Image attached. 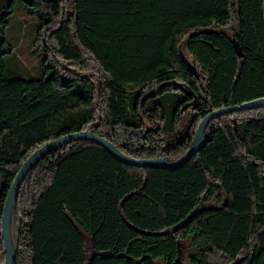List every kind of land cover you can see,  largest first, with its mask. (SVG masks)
<instances>
[{"label": "trees", "instance_id": "obj_1", "mask_svg": "<svg viewBox=\"0 0 264 264\" xmlns=\"http://www.w3.org/2000/svg\"><path fill=\"white\" fill-rule=\"evenodd\" d=\"M16 3L38 13L44 53L34 75L0 59V262L6 195L38 146L91 125L127 156L176 160L209 111L264 96L263 0H9L0 27ZM205 135L174 169L90 140L44 156L13 208L14 264H264V105L217 116Z\"/></svg>", "mask_w": 264, "mask_h": 264}, {"label": "water", "instance_id": "obj_2", "mask_svg": "<svg viewBox=\"0 0 264 264\" xmlns=\"http://www.w3.org/2000/svg\"><path fill=\"white\" fill-rule=\"evenodd\" d=\"M263 20H264V0H263ZM231 41L233 43L236 53L238 55H242L241 47H239V44L238 42L235 41V38H232ZM186 66L192 74L196 75V69L191 62L187 61ZM190 94L194 96L193 92H190ZM193 101L194 100H192V102ZM192 102H190V104ZM261 105H264V96L254 98L237 105L223 106L209 111L201 118L196 128L194 129L189 149L186 151V153L183 156H181L176 160H169L165 156L150 157V158H135V157L127 156L123 154L118 148H116L108 139L91 132L90 131L91 125H89L88 128L85 130L62 135L60 137L49 140L44 144L38 146L28 155V157L23 161V163L20 165L19 169L17 170V173L10 185L9 191L6 195V199L3 205L2 218H1V236L4 246L3 251H4L5 264H14V259L16 254V249L12 241L11 221L13 215V208L18 196V191L20 189V186L24 178L30 171V169L44 156L56 150L61 145L69 143L73 140H90L99 143L114 158L125 164L136 165V166H151V167H158L163 169H174L183 165L186 161H188V159L191 156H193L206 143L207 137L205 135V127L210 120L224 113L253 108ZM193 215H194V211L188 214L179 223H177L175 227H178L179 224L185 225L190 221ZM175 227H172L171 230L174 231Z\"/></svg>", "mask_w": 264, "mask_h": 264}, {"label": "rangeland", "instance_id": "obj_3", "mask_svg": "<svg viewBox=\"0 0 264 264\" xmlns=\"http://www.w3.org/2000/svg\"><path fill=\"white\" fill-rule=\"evenodd\" d=\"M9 0H0V6L2 2H8ZM39 15L36 12L30 13L22 5L16 3L13 7V12L8 17V24L5 27H0V59L4 64L5 73L8 75L18 74H38L40 67V58L43 55V47L36 44L37 39V27H38ZM237 27L235 24H230L224 31L229 36H232L234 30ZM184 51H186L184 49ZM187 55V54H186ZM188 59H190V56ZM89 69L96 71L95 67L89 64ZM182 153L177 155L180 156ZM3 182L0 178V191ZM11 233L12 241L15 247L16 231H15V219L12 215L11 221ZM86 239V245L90 247L89 238ZM16 249V247H15ZM189 252L188 243L185 242L181 248L180 258L186 263ZM17 254V249H16ZM15 254V256H16ZM4 257V254H3ZM0 264H5L2 260ZM163 264V263H159Z\"/></svg>", "mask_w": 264, "mask_h": 264}, {"label": "flooded vegetation", "instance_id": "obj_4", "mask_svg": "<svg viewBox=\"0 0 264 264\" xmlns=\"http://www.w3.org/2000/svg\"><path fill=\"white\" fill-rule=\"evenodd\" d=\"M191 98L189 99V100H192L193 99V96L191 95L190 96ZM189 100H187V101H189ZM197 101V99L196 98H194V103ZM196 105H197V103H196ZM190 107V106H189ZM193 107H195V106H193ZM185 242H187L188 243V240H187V238H184V239H182L181 241H178V247H179V249H178V253H179V257H180V252H181V248L183 247V245L185 244ZM188 246H189V244H188ZM188 254H189V252H188ZM183 261V260H182Z\"/></svg>", "mask_w": 264, "mask_h": 264}]
</instances>
